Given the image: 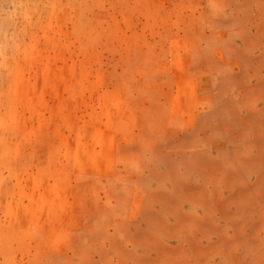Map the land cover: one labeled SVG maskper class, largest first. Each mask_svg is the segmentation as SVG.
Segmentation results:
<instances>
[{
	"label": "rangeland",
	"instance_id": "rangeland-1",
	"mask_svg": "<svg viewBox=\"0 0 264 264\" xmlns=\"http://www.w3.org/2000/svg\"><path fill=\"white\" fill-rule=\"evenodd\" d=\"M0 264H264V0H0Z\"/></svg>",
	"mask_w": 264,
	"mask_h": 264
}]
</instances>
